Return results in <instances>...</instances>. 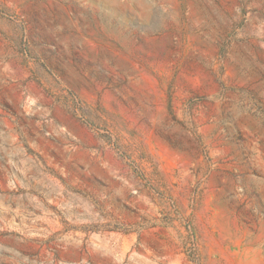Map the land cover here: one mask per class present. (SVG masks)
I'll return each mask as SVG.
<instances>
[{
	"label": "rangeland",
	"instance_id": "obj_1",
	"mask_svg": "<svg viewBox=\"0 0 264 264\" xmlns=\"http://www.w3.org/2000/svg\"><path fill=\"white\" fill-rule=\"evenodd\" d=\"M0 264H264V0H0Z\"/></svg>",
	"mask_w": 264,
	"mask_h": 264
}]
</instances>
